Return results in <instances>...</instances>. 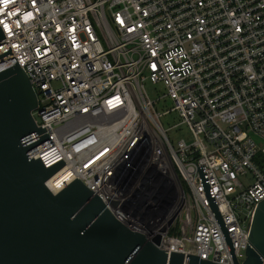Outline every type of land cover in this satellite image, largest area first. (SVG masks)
<instances>
[{
  "label": "built area",
  "instance_id": "2783aa9c",
  "mask_svg": "<svg viewBox=\"0 0 264 264\" xmlns=\"http://www.w3.org/2000/svg\"><path fill=\"white\" fill-rule=\"evenodd\" d=\"M0 29L53 144L32 158L65 163L52 194L77 179L168 254L242 264L264 200V0H0Z\"/></svg>",
  "mask_w": 264,
  "mask_h": 264
},
{
  "label": "water",
  "instance_id": "95a60500",
  "mask_svg": "<svg viewBox=\"0 0 264 264\" xmlns=\"http://www.w3.org/2000/svg\"><path fill=\"white\" fill-rule=\"evenodd\" d=\"M5 39L0 29V44ZM12 52L0 46V64ZM37 96L15 57L0 66V264H214L159 249L120 224L75 179L57 194L46 182L65 163L45 168L32 156L53 145L36 125ZM207 188L206 181L203 180ZM209 202L229 237L211 195ZM234 264H238L233 257ZM242 264H264V200L255 211Z\"/></svg>",
  "mask_w": 264,
  "mask_h": 264
},
{
  "label": "rangeland",
  "instance_id": "374dc122",
  "mask_svg": "<svg viewBox=\"0 0 264 264\" xmlns=\"http://www.w3.org/2000/svg\"><path fill=\"white\" fill-rule=\"evenodd\" d=\"M145 90L148 94V96L150 97V99L152 101H155L158 96L160 95L161 91H162V85L158 84V85H153L150 82H146L145 83ZM169 105V104H168ZM173 115L167 117V118H162V123L164 124L165 127H167V123L169 125H173L174 123H176V121L173 122ZM34 118L39 121V118L37 116L36 113H34ZM178 130H180V132H177ZM183 130H185L184 128H180V129H175L174 131L171 132L170 134V139L171 141H173V144H175V142L180 139V136L183 135Z\"/></svg>",
  "mask_w": 264,
  "mask_h": 264
},
{
  "label": "snow or ice",
  "instance_id": "6c2138e0",
  "mask_svg": "<svg viewBox=\"0 0 264 264\" xmlns=\"http://www.w3.org/2000/svg\"><path fill=\"white\" fill-rule=\"evenodd\" d=\"M5 2H7V0H5Z\"/></svg>",
  "mask_w": 264,
  "mask_h": 264
}]
</instances>
